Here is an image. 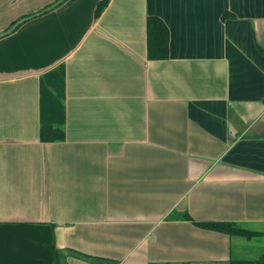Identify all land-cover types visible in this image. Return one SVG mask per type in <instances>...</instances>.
Returning a JSON list of instances; mask_svg holds the SVG:
<instances>
[{
	"label": "crops",
	"instance_id": "crops-1",
	"mask_svg": "<svg viewBox=\"0 0 264 264\" xmlns=\"http://www.w3.org/2000/svg\"><path fill=\"white\" fill-rule=\"evenodd\" d=\"M55 1L0 0V32ZM98 1L0 37V264L259 259L264 0H109L95 18Z\"/></svg>",
	"mask_w": 264,
	"mask_h": 264
},
{
	"label": "trees",
	"instance_id": "trees-1",
	"mask_svg": "<svg viewBox=\"0 0 264 264\" xmlns=\"http://www.w3.org/2000/svg\"><path fill=\"white\" fill-rule=\"evenodd\" d=\"M109 0H99L96 4L94 17L97 18ZM147 57L149 59H165L168 55V30L164 23L155 16L147 17L146 20ZM264 53V48L260 49ZM176 214V213H174ZM181 219L190 220L187 213L176 214ZM201 227L224 232L232 235H243L250 237L253 232L239 228L233 223L227 222H205L199 223ZM55 253V252H54ZM55 258V255H53ZM231 264H264V254L257 260H234Z\"/></svg>",
	"mask_w": 264,
	"mask_h": 264
},
{
	"label": "water",
	"instance_id": "water-1",
	"mask_svg": "<svg viewBox=\"0 0 264 264\" xmlns=\"http://www.w3.org/2000/svg\"><path fill=\"white\" fill-rule=\"evenodd\" d=\"M64 0H57L55 2H53L52 4H50L49 6H47L46 8L42 9L41 11L35 12L29 16L23 17L18 19L17 21H15L9 28H7L6 30H4L3 32H0V37L10 33L12 30H14L18 25H20L21 23H23L24 21H26L27 19H30L34 16H37L41 13H43L44 11L50 10L58 5H60Z\"/></svg>",
	"mask_w": 264,
	"mask_h": 264
},
{
	"label": "rangeland",
	"instance_id": "rangeland-1",
	"mask_svg": "<svg viewBox=\"0 0 264 264\" xmlns=\"http://www.w3.org/2000/svg\"><path fill=\"white\" fill-rule=\"evenodd\" d=\"M57 1V0H56ZM52 4V3H51Z\"/></svg>",
	"mask_w": 264,
	"mask_h": 264
}]
</instances>
